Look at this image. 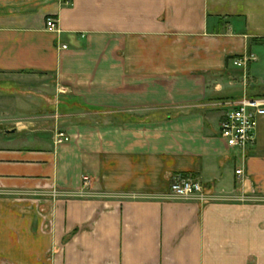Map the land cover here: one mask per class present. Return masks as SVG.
Segmentation results:
<instances>
[{
	"label": "crops",
	"instance_id": "crops-1",
	"mask_svg": "<svg viewBox=\"0 0 264 264\" xmlns=\"http://www.w3.org/2000/svg\"><path fill=\"white\" fill-rule=\"evenodd\" d=\"M263 95L264 0H0V264H264Z\"/></svg>",
	"mask_w": 264,
	"mask_h": 264
},
{
	"label": "built area",
	"instance_id": "built-area-1",
	"mask_svg": "<svg viewBox=\"0 0 264 264\" xmlns=\"http://www.w3.org/2000/svg\"><path fill=\"white\" fill-rule=\"evenodd\" d=\"M47 27L56 30L55 19L47 20ZM67 49V44H62ZM241 60H236V65H242ZM264 116V95L233 99L227 102V110L221 123L220 135L230 148L245 150L256 141V131L259 119ZM71 137L65 132H58L59 143L70 141ZM240 177L243 170L238 168ZM89 182V178H84ZM207 188L198 179L192 176H181L173 180L169 186L168 195L176 198H188L192 196L206 197Z\"/></svg>",
	"mask_w": 264,
	"mask_h": 264
},
{
	"label": "rangeland",
	"instance_id": "rangeland-1",
	"mask_svg": "<svg viewBox=\"0 0 264 264\" xmlns=\"http://www.w3.org/2000/svg\"><path fill=\"white\" fill-rule=\"evenodd\" d=\"M45 125H47V124L45 123Z\"/></svg>",
	"mask_w": 264,
	"mask_h": 264
}]
</instances>
